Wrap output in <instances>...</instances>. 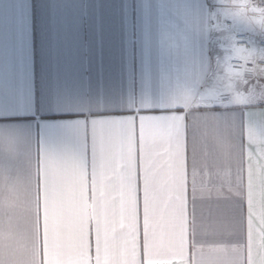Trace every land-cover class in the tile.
Returning <instances> with one entry per match:
<instances>
[{
    "label": "crops",
    "instance_id": "crops-1",
    "mask_svg": "<svg viewBox=\"0 0 264 264\" xmlns=\"http://www.w3.org/2000/svg\"><path fill=\"white\" fill-rule=\"evenodd\" d=\"M245 1L0 0V264H264Z\"/></svg>",
    "mask_w": 264,
    "mask_h": 264
},
{
    "label": "built area",
    "instance_id": "built-area-1",
    "mask_svg": "<svg viewBox=\"0 0 264 264\" xmlns=\"http://www.w3.org/2000/svg\"><path fill=\"white\" fill-rule=\"evenodd\" d=\"M234 1V0H228ZM212 7L214 4H210ZM244 9L248 15H257L261 18H264V0H246L244 4ZM227 26H231L232 22L227 21ZM250 35L246 32H239L234 34V42L238 46H247L250 42ZM258 45L260 48L264 49V38H260L258 41ZM235 66H240L242 63L240 61L232 62ZM259 64L264 66V61H259Z\"/></svg>",
    "mask_w": 264,
    "mask_h": 264
}]
</instances>
